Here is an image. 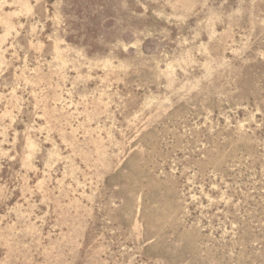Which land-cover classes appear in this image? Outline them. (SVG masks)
I'll return each mask as SVG.
<instances>
[{
	"label": "rangeland",
	"instance_id": "obj_1",
	"mask_svg": "<svg viewBox=\"0 0 264 264\" xmlns=\"http://www.w3.org/2000/svg\"><path fill=\"white\" fill-rule=\"evenodd\" d=\"M0 264H264V0H0Z\"/></svg>",
	"mask_w": 264,
	"mask_h": 264
}]
</instances>
